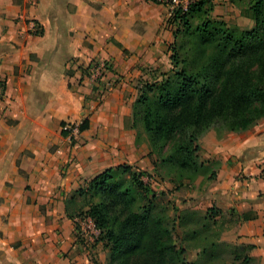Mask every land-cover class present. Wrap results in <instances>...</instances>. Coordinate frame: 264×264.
<instances>
[{
    "label": "crops",
    "instance_id": "1",
    "mask_svg": "<svg viewBox=\"0 0 264 264\" xmlns=\"http://www.w3.org/2000/svg\"><path fill=\"white\" fill-rule=\"evenodd\" d=\"M212 2L214 17L243 19L231 0ZM176 28L153 0H0V264H108L103 241L77 237L66 199L110 167L155 172L133 105L142 83L171 66ZM101 62L108 81L97 83L85 70ZM86 118L74 141L63 135V122ZM201 141L202 159L220 166L185 186L192 208L238 219L231 242L253 245L264 264V117Z\"/></svg>",
    "mask_w": 264,
    "mask_h": 264
},
{
    "label": "trees",
    "instance_id": "2",
    "mask_svg": "<svg viewBox=\"0 0 264 264\" xmlns=\"http://www.w3.org/2000/svg\"><path fill=\"white\" fill-rule=\"evenodd\" d=\"M231 2L245 4L243 12L254 20L251 28L231 26L212 16V0H194L186 10L173 12L177 28L169 45L172 71H163L153 83L144 81L133 105V126L143 127L148 133L151 152L156 155L154 173L167 177L175 189L201 176H217L220 163L204 161L201 156L200 140L210 130L219 136L225 131L240 132L264 117V0ZM194 13H203L206 18L192 27L189 18ZM182 33L193 37L184 58L179 55L178 43ZM65 124L62 133L67 137ZM88 127L86 118L80 130ZM119 168L133 174L139 186L147 187L142 174L133 171L132 166L110 167L86 187L73 191L65 207L74 221L83 215L94 219L101 231L97 241H103L109 249L108 264H201L224 244L217 232L214 239L201 238L206 242L204 246L193 244L200 233L210 229V214L224 213L216 207L207 208L201 218L203 229L196 225L190 206L177 209L172 216L165 204L150 201L121 219L109 215L105 210L119 203L123 194H129V189L121 190L114 180L113 173ZM97 197L100 200L95 201ZM244 219L249 215L244 214ZM75 229L79 238L76 221ZM239 246L245 248V262L255 261L249 254L253 245ZM199 247L195 257L193 251Z\"/></svg>",
    "mask_w": 264,
    "mask_h": 264
},
{
    "label": "rangeland",
    "instance_id": "3",
    "mask_svg": "<svg viewBox=\"0 0 264 264\" xmlns=\"http://www.w3.org/2000/svg\"><path fill=\"white\" fill-rule=\"evenodd\" d=\"M235 7L240 11L243 12V10L246 9V6L244 3L240 5H235ZM212 16H214L212 11ZM242 15V14H241ZM245 13L243 12L244 16ZM245 17V18H244ZM243 17V19L237 20L231 19L229 22H227L231 26H237L241 29H247L251 28L254 25V20L251 17H246V15ZM206 16L203 13H194L189 18V22L192 25V27H195L199 24H201L205 20ZM221 19V18H220ZM252 26H251V24ZM183 29V28H182ZM193 37L191 35H187L186 33H182L179 36L178 43H179V55L181 58H184L186 54L189 52L190 46L192 44ZM171 62V60H170ZM173 63L171 62V66L167 68V70H164L168 74L172 71ZM154 79H151L149 81H156ZM140 138H143L149 143L150 152H151V146L149 141V135L144 130L143 127H140ZM203 138V137H202ZM202 140V139H201ZM200 140V144H202V141ZM202 149V146H201ZM152 155H154L156 159V155L151 152ZM201 156H202V150H201ZM154 162V161H153ZM141 175V180L147 185V187H141L137 184V181L134 179L133 174L123 171V169H117L113 173L114 180L120 184L121 190L129 189V194H123L120 198V202L117 203L115 206H112L111 209L107 208L105 211L109 215L117 216L118 218H123L129 211L131 210H139V208L143 207L144 205H147L150 201H154L156 203H162L165 204L168 209L169 213L174 216L176 214L177 209H183L187 206H194V202L196 201L195 198L189 196V192L187 191V187L183 186L180 189H175L174 185L171 184V182L168 180V178H161L157 173L153 172H142V170H136ZM163 171V170H162ZM163 173V172H162ZM189 183L191 182H186ZM193 183V182H192ZM100 200V197L95 198V201ZM194 209V210H193ZM192 211L195 212L194 219L197 226H199L201 229L204 227L202 226L201 218L203 215L207 213V208L203 205L197 208H193ZM211 220L209 221L210 229H206L202 233H200V237L197 240V242H194V245L197 246H204L205 241L201 240L203 236H207L206 239H214L216 238V235L213 236L217 232V235L221 241H223L224 244H221L219 248L215 251V253L208 256L206 259L202 261L201 264H257L256 261L251 262H245L243 260V255L245 254V248L243 246H239V244H234L231 242L229 238V234L227 233V230L231 226H233L235 223H237V220L234 218V216H230L228 213H219L214 214L211 213ZM216 222L213 224V222ZM178 228V227H177ZM212 230L214 232L212 233ZM177 230L180 231L178 228ZM176 230V231H177ZM242 245V244H241ZM195 248L193 251V255L196 257V254L198 251L201 250V248ZM109 253V249H108Z\"/></svg>",
    "mask_w": 264,
    "mask_h": 264
},
{
    "label": "built area",
    "instance_id": "4",
    "mask_svg": "<svg viewBox=\"0 0 264 264\" xmlns=\"http://www.w3.org/2000/svg\"><path fill=\"white\" fill-rule=\"evenodd\" d=\"M160 3L165 4L171 15L173 12L178 9L186 10L190 3L194 0H160ZM29 26L31 27L32 33L41 34L42 27L36 23L35 21H30ZM109 70V65L106 62H101L98 64H93L87 67L85 70L87 76L94 82H107V71ZM109 88H112L113 85L109 81ZM3 86L0 83V90H2ZM82 122H66L64 128L68 130L69 135L67 136L69 139H75L82 131L80 130V125ZM76 223L78 224L77 234L80 239L84 240L85 242L92 244L97 242L99 236L101 234L100 229L96 226V223L92 217L89 215H83L77 217L75 219Z\"/></svg>",
    "mask_w": 264,
    "mask_h": 264
}]
</instances>
